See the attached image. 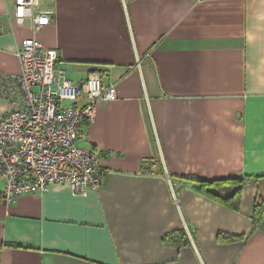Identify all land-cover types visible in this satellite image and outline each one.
Wrapping results in <instances>:
<instances>
[{
    "label": "crops",
    "instance_id": "0c3cea01",
    "mask_svg": "<svg viewBox=\"0 0 264 264\" xmlns=\"http://www.w3.org/2000/svg\"><path fill=\"white\" fill-rule=\"evenodd\" d=\"M13 1L0 0V82L33 36L69 80L99 73L116 99L78 143L101 157L100 189L0 202V264H264V0H41L53 15L36 33ZM230 176L249 177L237 210L196 189Z\"/></svg>",
    "mask_w": 264,
    "mask_h": 264
},
{
    "label": "built area",
    "instance_id": "2783aa9c",
    "mask_svg": "<svg viewBox=\"0 0 264 264\" xmlns=\"http://www.w3.org/2000/svg\"><path fill=\"white\" fill-rule=\"evenodd\" d=\"M41 0H14L12 19L29 23L33 33L51 22L53 11ZM20 74L0 82L9 110L0 118V202L15 203L22 194H41L52 184H67L85 196L103 184L101 157L78 146L85 140L83 123H91L102 101H114L113 85L103 86L99 73L80 83L56 67L57 48L33 36L15 50ZM81 99L84 103H80Z\"/></svg>",
    "mask_w": 264,
    "mask_h": 264
},
{
    "label": "trees",
    "instance_id": "16d2710c",
    "mask_svg": "<svg viewBox=\"0 0 264 264\" xmlns=\"http://www.w3.org/2000/svg\"><path fill=\"white\" fill-rule=\"evenodd\" d=\"M249 177L242 176H230L223 179H214L211 181L207 180H197V191L200 192L203 196H206L209 199H214L220 203L227 204L230 203L234 210L238 209L239 197L241 195V190L244 186V181ZM264 179V174L260 176H255V182L257 186V195L252 204L253 216L252 224L253 228H260V218L264 213V189L260 188L257 184L259 180ZM223 187H229L232 190V194L228 197H224L222 193ZM229 204V205H230ZM252 228V230H253ZM170 236V235H169Z\"/></svg>",
    "mask_w": 264,
    "mask_h": 264
},
{
    "label": "water",
    "instance_id": "95a60500",
    "mask_svg": "<svg viewBox=\"0 0 264 264\" xmlns=\"http://www.w3.org/2000/svg\"><path fill=\"white\" fill-rule=\"evenodd\" d=\"M222 193L224 197H227L232 194V190L229 187H223Z\"/></svg>",
    "mask_w": 264,
    "mask_h": 264
}]
</instances>
